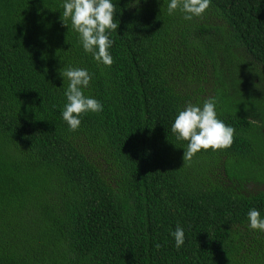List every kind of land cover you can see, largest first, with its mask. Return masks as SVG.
Wrapping results in <instances>:
<instances>
[{
    "label": "trees",
    "instance_id": "obj_1",
    "mask_svg": "<svg viewBox=\"0 0 264 264\" xmlns=\"http://www.w3.org/2000/svg\"><path fill=\"white\" fill-rule=\"evenodd\" d=\"M113 3L104 68L62 0H0V264H264L247 221L264 216V0H212L192 21L167 0ZM68 67L104 106L75 132ZM210 98L233 144L184 160L171 125Z\"/></svg>",
    "mask_w": 264,
    "mask_h": 264
},
{
    "label": "clouds",
    "instance_id": "obj_2",
    "mask_svg": "<svg viewBox=\"0 0 264 264\" xmlns=\"http://www.w3.org/2000/svg\"><path fill=\"white\" fill-rule=\"evenodd\" d=\"M139 3L140 0H135L133 6ZM211 4L212 0H167L166 11L169 16L180 12L185 21H192L203 17ZM62 8L63 24L67 27L70 21L83 51L90 54L97 65L110 68L114 62L110 52L114 43L111 34L119 27L114 19L117 7L113 0H62ZM60 74L63 81L65 78L68 81L63 93L66 102L61 116L69 131L75 132L85 115L100 114L104 106L93 96L85 94L92 82V74L87 69L68 67ZM171 132L177 141L187 142L183 159L190 160L202 150L218 151L231 147L236 130L218 118L217 101L210 98L203 103L187 102L178 110ZM247 221L252 231L264 234V216L258 209L248 211ZM170 236L177 250L183 247L185 232L182 227L176 226L174 231H170Z\"/></svg>",
    "mask_w": 264,
    "mask_h": 264
}]
</instances>
